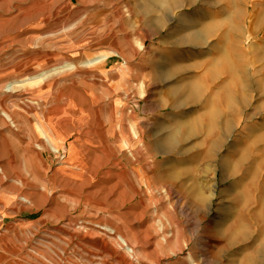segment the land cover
I'll return each instance as SVG.
<instances>
[{
    "label": "rangeland",
    "instance_id": "obj_1",
    "mask_svg": "<svg viewBox=\"0 0 264 264\" xmlns=\"http://www.w3.org/2000/svg\"><path fill=\"white\" fill-rule=\"evenodd\" d=\"M0 44L7 264H264V0H0Z\"/></svg>",
    "mask_w": 264,
    "mask_h": 264
},
{
    "label": "bare ground",
    "instance_id": "obj_2",
    "mask_svg": "<svg viewBox=\"0 0 264 264\" xmlns=\"http://www.w3.org/2000/svg\"><path fill=\"white\" fill-rule=\"evenodd\" d=\"M169 1H171V0H169ZM166 2V1H165ZM196 36V38H195V40L196 39H201L202 37L198 34V35H195ZM207 36V35H206ZM204 41V40H203ZM1 45V44H0ZM111 56H118V57H122L123 55L120 53V52H118V51H113L112 53H108L107 55H99V56H97L96 58H94V59H92V60H87V61H85V62H83L82 64H83V66H85V67H88V66H90V67H97V66H102L103 64H106L105 62L111 57ZM66 64V66L65 67H63L62 69H67V68H71V70H73L74 68H75V64H73V63H65ZM23 65L22 64H20V63H17V66L15 67V68H21ZM57 70H59V69H53V70H50L49 72H47L46 74H44L45 76L46 75H48L49 73H51L52 71H57ZM70 70V69H69ZM70 70V71H71ZM11 71V70H10ZM14 72L16 71L17 72V70H13ZM12 73V72H11ZM10 74V73H9ZM1 75V74H0ZM4 75V74H3ZM42 76H37V78H34V79H32V78H29V80L28 81H31V82H38V81H40ZM41 81H44L43 79L41 80ZM23 81H21V82H18V81H16V82H12V83H7V84H5V86H4V91L6 92V93H10V94H15L17 91H18V89H20V87H23ZM142 86V85H141ZM192 94H193V92H192ZM16 95V94H15ZM194 95V94H193ZM5 118L6 119H10V116H9V114L8 113H6L5 112ZM44 135H45V138H46V141L48 140L47 138H48V134H47V132H44ZM52 144V143H51ZM44 145H45V143H44ZM103 179V178H102ZM120 188V187H119ZM123 190V189H122ZM148 191V190H147ZM168 191L165 189V191L163 190L161 193H167ZM110 194V193H109ZM112 195V194H111ZM109 196V195H108ZM204 200V199H203ZM79 221V220H78ZM70 230V229H69ZM84 231H89L88 230V228H86V227H84L83 229H82V231L81 232H79L81 235H80V238H81V240H83V241H89V242H92V243H94V244H97V243H95V241H92V240H90L86 235H85V232ZM92 232V231H91ZM94 232V231H93ZM111 232H113V230H111ZM120 240H121V242L123 243V245H124V247H125V250H126V253H127V255L129 256V257H132V256H134L136 253H138V251H137V247L135 248V247H133V246H131L130 245V243H129V241L124 237V236H120ZM166 242H168L167 241V239L165 240ZM101 244L102 245H106V244H104V242H101ZM144 245H142V247H145L146 245H149V244H145V243H143ZM150 246V245H149ZM151 246H152V244H151ZM155 246V245H154ZM144 249V248H143ZM37 251V250H36ZM33 253V252H32ZM107 256H108V258H110V259H115L116 257H115V252H113L112 250H107ZM28 257V256H27ZM190 258H192V257H190ZM131 259V258H130ZM130 259L126 256V257H124L123 256V258L121 259L122 260V263H125V264H132L131 263V261H130ZM193 260V259H192ZM161 262H162V260L159 258L157 261H156V263L155 264H161ZM42 263V262H41ZM0 264H7V260L6 261H4V259L2 258V257H0ZM10 264H12V263H10ZM13 264H23V263H21V262H19L18 261V259L17 260H15V261H13ZM42 264H44V262L42 263ZM48 264V263H47Z\"/></svg>",
    "mask_w": 264,
    "mask_h": 264
}]
</instances>
